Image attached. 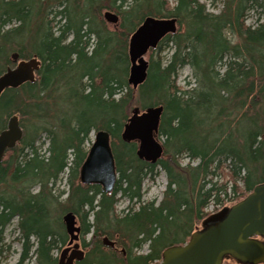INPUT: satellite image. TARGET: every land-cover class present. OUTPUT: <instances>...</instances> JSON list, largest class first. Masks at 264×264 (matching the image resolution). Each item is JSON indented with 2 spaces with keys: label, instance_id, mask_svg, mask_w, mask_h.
Here are the masks:
<instances>
[{
  "label": "trees",
  "instance_id": "obj_1",
  "mask_svg": "<svg viewBox=\"0 0 264 264\" xmlns=\"http://www.w3.org/2000/svg\"><path fill=\"white\" fill-rule=\"evenodd\" d=\"M169 5L0 0V74L13 66V52L36 55L39 65L32 81L0 92V130L16 114L23 131L0 161V256L9 247L3 231L16 218L21 251L13 264H57L70 212L84 253L75 264H152L188 239L211 203L236 202L264 181V0H222L217 12L199 0ZM249 12L254 25L246 24ZM146 16L174 22L148 37L146 73L133 88L130 40ZM185 66L192 82L180 86ZM150 105L163 108L154 163L120 137L131 110ZM100 130L117 173L108 192L80 179L86 142ZM64 173L66 190L56 186ZM159 173L161 199L144 200V180ZM121 199L127 204L118 210Z\"/></svg>",
  "mask_w": 264,
  "mask_h": 264
},
{
  "label": "water",
  "instance_id": "obj_2",
  "mask_svg": "<svg viewBox=\"0 0 264 264\" xmlns=\"http://www.w3.org/2000/svg\"><path fill=\"white\" fill-rule=\"evenodd\" d=\"M117 16L112 15V20ZM169 22L152 16H146L131 35V60L129 83L136 87L146 73L148 61L144 58L149 36L166 31ZM13 60L17 55H12ZM38 69L36 56L15 67H6L0 74V92L6 87H14L32 80ZM162 105L146 108L139 113L135 107L123 126L121 137L130 140L139 139L136 155L154 163L161 155L159 145L153 141V131L157 129ZM22 128L18 116L11 115L6 127L0 131V161L7 149L13 148L22 138ZM80 179L83 183H97L101 191L112 189L116 172L110 147L109 135L105 131L95 133L94 140L82 164ZM63 225L69 239L60 250L57 264H75L83 257L78 243L79 226L75 216L68 212L62 216ZM264 181L253 186L245 197L228 207L209 214L201 222V227L192 231L186 242L166 247L161 259L153 264H222L230 257L239 264L264 263ZM105 245L113 242L103 238Z\"/></svg>",
  "mask_w": 264,
  "mask_h": 264
},
{
  "label": "rangeland",
  "instance_id": "obj_3",
  "mask_svg": "<svg viewBox=\"0 0 264 264\" xmlns=\"http://www.w3.org/2000/svg\"><path fill=\"white\" fill-rule=\"evenodd\" d=\"M168 2L170 4L169 6H172L173 0H168ZM199 2L204 3L206 5V8L212 12H217L222 6V0H199ZM255 18H256V15L254 14V12H249L247 15V18H246V24L254 25L255 24ZM169 54H170V51H168V50H165L161 53L162 56H165V55L168 56ZM185 80H190V82H192L191 75H190V69L187 66L181 68L178 71L177 84L182 86L184 84ZM7 118L5 121V125L7 122ZM1 125H2V123H1V118H0V127H1ZM94 137H95L94 133H91L89 135V139L85 145L86 149L90 148V146L94 140ZM135 142L138 143L137 140ZM45 146H46V144L43 146V148ZM186 161H187L186 158L182 159V163H186ZM65 177H66V173H64L62 175V179L57 182L56 186L58 187V189H64V190L67 189L66 184H65ZM165 184H166L165 176L162 173H159L153 181L145 179L143 182V191H144L143 199L144 200H150V199L155 198L156 201L158 202L162 197V192L165 188ZM64 196L65 195H62V198ZM222 203L223 204H221V205L230 206L234 202L229 201L228 198H224ZM126 204H127L126 200L121 199L117 205V209L118 210L122 209L123 207L126 206ZM221 205H219V206L217 205V206L221 207ZM217 206L214 203H211V205H209L205 209V212L208 213L212 210H215L217 208ZM16 222H17L16 218L13 219L5 227V229L3 231L4 244L6 246L8 245L9 247H8V249L2 251V254L0 256V264H13L14 262L17 261L19 252L21 251V241H19L17 239L18 231H17V227H16ZM200 224H201V222H198L197 224H195L194 227H196V229L200 228ZM89 238H90V234L86 236L85 240L88 241ZM78 241L81 245V238H79ZM60 250H61V248L55 252L56 257H58ZM147 250H148V246H147V244H144L139 249V252L145 253V252H147ZM223 263L224 264L225 263H227V264H238L237 262H235L234 260H232L230 258L224 259ZM27 264H34V263H33V261H30Z\"/></svg>",
  "mask_w": 264,
  "mask_h": 264
},
{
  "label": "bare ground",
  "instance_id": "obj_4",
  "mask_svg": "<svg viewBox=\"0 0 264 264\" xmlns=\"http://www.w3.org/2000/svg\"><path fill=\"white\" fill-rule=\"evenodd\" d=\"M113 15V14H112ZM115 15V14H114ZM117 16V15H116ZM158 19H160V18H158ZM160 20H163V21H165V22H174V20L173 19H170V20H167V19H160ZM114 21V20H113ZM116 21V20H115ZM13 54H16L17 55V59L16 60H13V58H12V55ZM34 56H36V55H33L32 57H34ZM32 57H30V58H28V59H26V60H23V59H18V54L16 53V52H13V53H11V59H12V61H13V66H7V67H11V68H13V67H15L17 64H19L20 62H26V61H28L29 59H31ZM37 60V59H36ZM16 62V65L14 66V63ZM37 62H38V60H37ZM38 68H39V65H38ZM6 69V68H5ZM147 69V68H146ZM38 70V69H37ZM131 75V74H130ZM130 75L128 76V79H129V77H130ZM34 78V77H33ZM33 80V79H32ZM31 80V81H32ZM142 80V79H141ZM140 80V81H141ZM140 81H138V83H137V85L139 84V82ZM129 83V82H128ZM130 85H132V83H129ZM137 85H136V87H137ZM133 87V86H132ZM136 87H133V88H136ZM152 106H157V105H150V106H147V107H144V108H140L139 106H135V107H137L138 109H139V113H141V112H143L146 108H148V107H152ZM134 107V108H135ZM133 108V109H134ZM132 109V110H133ZM163 109V108H162ZM132 110H131V113H130V115L128 116V118L131 116V114H132ZM161 113H162V111H161ZM13 115V114H12ZM11 116V115H10ZM9 116V117H10ZM160 116H161V114H160ZM127 118V119H128ZM159 119H160V117H159ZM127 121V120H126ZM126 123V122H125ZM124 123V124H125ZM158 124H159V122H158ZM124 126V125H123ZM6 127V126H5ZM4 127V128H5ZM157 127H158V125H157ZM3 128V129H4ZM123 130V129H122ZM157 130V129H156ZM156 130L155 131H153L152 133L153 134H156ZM121 134H122V131H121ZM121 134H120V137H121ZM121 139H122V137H121ZM131 140H138V138L137 137H132L130 140H123L122 139V141H124V142H129V141H131ZM137 142H139V140L137 141ZM138 144V146H139V143H137ZM137 149H138V147H137ZM4 156V155H3ZM3 158V157H2ZM68 213V212H67Z\"/></svg>",
  "mask_w": 264,
  "mask_h": 264
},
{
  "label": "flooded vegetation",
  "instance_id": "obj_5",
  "mask_svg": "<svg viewBox=\"0 0 264 264\" xmlns=\"http://www.w3.org/2000/svg\"><path fill=\"white\" fill-rule=\"evenodd\" d=\"M16 65V62L14 63V66ZM6 126V125H5ZM131 141H136V140H131ZM138 141V140H137ZM153 141H155V136L153 134ZM156 142V141H155ZM137 147H138V144H137ZM264 241V240H263ZM264 264V263H263Z\"/></svg>",
  "mask_w": 264,
  "mask_h": 264
}]
</instances>
